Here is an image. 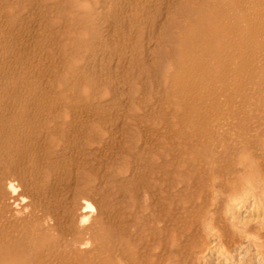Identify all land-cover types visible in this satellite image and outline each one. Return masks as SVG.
Returning <instances> with one entry per match:
<instances>
[{
  "label": "bare ground",
  "instance_id": "6f19581e",
  "mask_svg": "<svg viewBox=\"0 0 264 264\" xmlns=\"http://www.w3.org/2000/svg\"><path fill=\"white\" fill-rule=\"evenodd\" d=\"M233 249L264 264V0H0V264Z\"/></svg>",
  "mask_w": 264,
  "mask_h": 264
},
{
  "label": "rangeland",
  "instance_id": "374dc122",
  "mask_svg": "<svg viewBox=\"0 0 264 264\" xmlns=\"http://www.w3.org/2000/svg\"><path fill=\"white\" fill-rule=\"evenodd\" d=\"M253 218H250L249 220H252ZM214 250V249H213ZM232 251L233 254L231 255H225L220 257L218 254H214L211 255L209 257H207L206 261L204 264H240L239 262V250H235L233 249ZM229 256V257H228ZM249 260V259H247ZM244 262H248V264H257V263H253L252 261L249 263V261H244ZM247 264V263H245Z\"/></svg>",
  "mask_w": 264,
  "mask_h": 264
}]
</instances>
